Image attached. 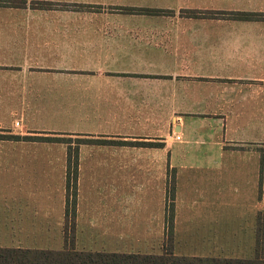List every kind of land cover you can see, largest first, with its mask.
Here are the masks:
<instances>
[{
	"label": "crops",
	"instance_id": "0c3cea01",
	"mask_svg": "<svg viewBox=\"0 0 264 264\" xmlns=\"http://www.w3.org/2000/svg\"><path fill=\"white\" fill-rule=\"evenodd\" d=\"M9 1L0 0V133L81 139L75 162L111 172L112 210L130 203L121 190L145 189L164 211L171 172L175 209L180 197L207 198V212L239 214L241 232L223 236L244 245L236 258H253L264 244V0ZM68 145L0 139V174L15 181L18 166L41 161L61 181ZM6 221L0 229H23L17 214L16 226Z\"/></svg>",
	"mask_w": 264,
	"mask_h": 264
},
{
	"label": "rangeland",
	"instance_id": "374dc122",
	"mask_svg": "<svg viewBox=\"0 0 264 264\" xmlns=\"http://www.w3.org/2000/svg\"><path fill=\"white\" fill-rule=\"evenodd\" d=\"M70 139L73 144L70 153L72 164L67 165L68 190L67 175L60 181L54 166H51L54 175L48 174L50 171L43 172L41 161L35 165L18 166L15 181L7 174H0L3 189L13 192L8 200L0 198V216L8 219L5 223L13 220V226L17 214L19 225L23 226V229H0V246L59 250L65 246L64 229L67 228V238L70 240L74 224V247L79 250L159 254L172 244V251L176 255L236 258L241 254L232 253L245 249L244 245L232 244L235 236L230 239L223 236V233L231 232V237V234L241 232L244 224L239 214L207 212V206L203 205L207 198L192 204L180 197L179 206L175 209L171 172L164 211L156 212L148 205L145 189L139 190L142 191L138 194L139 198L129 189L121 190L123 202L120 199V203L127 204L128 199L124 198L126 194L130 203L120 207L117 204L118 208L114 206L112 210V198L117 194V186L113 185L111 172L98 171L92 175L84 168L81 172L79 164L75 162L79 156L78 138ZM55 151L40 150L46 157ZM123 174L119 186L124 184L129 187L128 181L123 180ZM60 185L63 193L58 189ZM16 190L18 194L14 193ZM67 196L68 214L65 216ZM202 210L205 211L200 212ZM164 217L167 224L160 227V220ZM263 249L262 244V255Z\"/></svg>",
	"mask_w": 264,
	"mask_h": 264
},
{
	"label": "trees",
	"instance_id": "16d2710c",
	"mask_svg": "<svg viewBox=\"0 0 264 264\" xmlns=\"http://www.w3.org/2000/svg\"><path fill=\"white\" fill-rule=\"evenodd\" d=\"M10 5L19 6L22 2L9 1ZM128 11L159 12L156 9L126 8ZM242 19H252L256 14L246 12H232ZM0 139L11 140H42L68 143V158H70V138L46 137L31 135H14L0 133ZM81 139H77L80 143ZM93 141V140H92ZM76 150V149H75ZM66 187L68 190L69 176L67 175ZM76 179V178H75ZM74 213V212H73ZM68 214V196L66 199L65 216ZM173 215V214H171ZM72 236L67 238V228L64 229V247L59 250L37 249L24 247H2L0 246V264H264V256L260 253L262 244L256 245V254L253 258H225L215 256H185L176 255L172 251V244L167 246L162 253H124L108 251H87L74 247V224L72 225ZM258 232L264 234V226L259 222ZM70 242L72 244H70ZM264 247V244H263Z\"/></svg>",
	"mask_w": 264,
	"mask_h": 264
},
{
	"label": "built area",
	"instance_id": "2783aa9c",
	"mask_svg": "<svg viewBox=\"0 0 264 264\" xmlns=\"http://www.w3.org/2000/svg\"><path fill=\"white\" fill-rule=\"evenodd\" d=\"M175 138H176L177 140L180 139V135L176 134V135H175Z\"/></svg>",
	"mask_w": 264,
	"mask_h": 264
}]
</instances>
